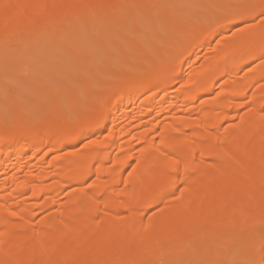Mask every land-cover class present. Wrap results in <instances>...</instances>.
<instances>
[{"label": "bare ground", "instance_id": "bare-ground-1", "mask_svg": "<svg viewBox=\"0 0 264 264\" xmlns=\"http://www.w3.org/2000/svg\"><path fill=\"white\" fill-rule=\"evenodd\" d=\"M157 1L0 0V47L25 36L35 46L43 28L54 34L78 17H121L125 31L117 60L102 57L106 68L85 65L68 79L85 87L70 94L73 104L44 119L13 104L0 116V264H167L196 247L205 255L196 264H213L214 246L223 264L233 240L231 264H264L262 0H225L209 24L176 20L155 32V45L147 31L129 72L112 79L129 65L136 24L125 13L138 6L154 23L170 10ZM203 6L209 15L218 1L196 0L195 10ZM50 140L57 154L44 160Z\"/></svg>", "mask_w": 264, "mask_h": 264}, {"label": "rangeland", "instance_id": "rangeland-1", "mask_svg": "<svg viewBox=\"0 0 264 264\" xmlns=\"http://www.w3.org/2000/svg\"><path fill=\"white\" fill-rule=\"evenodd\" d=\"M217 1H218L217 10L209 15H205L207 9L206 6H203L202 9L199 8L198 10H195L196 0H158L157 2H159V5L161 4L162 7L168 8L170 5L171 8L169 7L170 10L168 16L154 23L149 22L148 14L150 13V11L149 13L145 11L148 13L147 14L144 13V11L140 10L138 6H134L133 8L131 7V10L129 9V12L128 11L126 12L128 14L125 13L126 16L124 17L126 22H131V25L132 22L133 23L135 22L136 24V25L133 24L134 28L133 26L131 27L134 30V31L132 30V32L134 33L133 34L131 33L130 35L132 36L131 39L132 42L130 41L131 46L130 48H126V50L124 51V53L126 52L125 59H127V61L125 62H127V65L128 64L129 65L128 66L126 65L124 66V64L121 65L124 67L123 70H119V74L117 75L118 73L117 72L112 79L118 78L119 75L122 77L123 75H125L124 71H126V73L129 72L128 71L130 69L129 66L131 65L130 61H132L134 56L137 57L138 55L140 56L141 54L140 50L138 51V46H137L138 44L136 42L137 40L142 41L143 39L142 35H144V33L146 34V32L148 31L147 33L153 36V39L151 38V43L152 45H155L157 42V37H156L157 31L168 28L173 22L175 23L176 20H182L183 22H187L188 20L191 19V17H194L195 15H199L202 23L209 24V22L211 23V20L212 22H214L216 19H218V17L219 18L223 17L224 14L221 11L223 10L226 4L225 0H217ZM122 21H123L122 18L118 17L115 23H111L108 17L105 15L100 16L95 21L91 20L90 22L89 21L87 22L83 20L81 17H78L76 22L74 24H71L72 26L70 25L67 27L60 26L58 27V29H56V33L54 34H52L50 28L48 27L43 28L44 30H41L37 41L38 43L35 46L31 47L28 44V41H31V37L25 36V38L22 39L17 37L11 39L12 41L9 47H5V46L0 47V59L6 60L12 57L11 54L15 55L14 58L11 60L12 63L9 64L5 63L0 67V116L2 117L3 114L7 112V109L9 110L10 105L13 104L14 107L12 105L11 106L15 109L16 108L18 109L19 115L22 114L20 116L28 115V117H32V118H35V116L37 118L38 116L44 119L48 115H51L48 114V112L53 108L66 107L69 105V103L73 104L72 101L74 99L72 98V96H70V94L75 90H77L78 92L80 91V89H83L84 91L85 87L80 85V82L70 84L67 82L68 79H71L74 76L77 79H79L78 78L79 74L77 73L78 71L84 69L86 67L85 65H87L90 68L93 65H95L94 66L95 68L96 65L99 62H101V60H103L102 57L110 58L113 61L117 60L118 58L117 56L119 54L117 50L122 46L120 45V41L125 36V31L122 29L123 27ZM107 31L111 33L112 42H113V44L111 46L109 45V47H108L109 39L107 37ZM75 34L81 35V38L74 40L73 37L75 36ZM51 40H53L54 43H50ZM65 45L70 46L71 50L68 48V46ZM7 50L8 51L10 50L9 52L11 54ZM130 50L132 52V54L130 52V55L133 56L127 54V52ZM93 52L96 54L95 56L97 57L99 56L101 59L99 57L98 58L95 57L96 58L95 59ZM37 56L39 57L37 58L36 61L35 57ZM129 56L132 58L130 59ZM113 57L115 58L113 59ZM39 58L40 61H38ZM101 64L103 65L101 66L102 68L103 67L106 68V66H104L102 62ZM126 67L127 70H125ZM97 68L99 69V66ZM35 73L36 74L38 73L40 76H38V80H36L37 82L35 81L34 84L33 81L36 78ZM100 73L102 74V72H98V74ZM27 76H30L31 79L27 78ZM25 78H27L28 80L27 83L25 82L23 84V88L21 90H18V87L20 86L19 82L25 80ZM12 84H14L13 90L10 91V93H7L8 92L7 87ZM48 87L50 88L52 87L54 91L53 94L45 97L44 93L48 89ZM84 92H82V95L79 93V97H78L79 106L78 105L77 106L79 111L81 112L87 111L85 109H82L87 104L86 103L87 98ZM7 94H9L11 98L10 104H8L9 100L7 98ZM72 111H73L72 109L67 111L56 110L53 114L71 116L74 113ZM69 134L73 135L74 131L73 132L70 131ZM101 134L102 133H95V137H98ZM50 141H51L50 143L52 144L49 145V147H47L46 149H44V151L48 152L44 160L50 158L49 156L51 155L57 154V149H55L53 145L54 143H56V141L53 140ZM67 141L69 140H66V142ZM58 142L61 143L60 140H58ZM84 144L85 142L81 141L79 143L69 145L68 149L78 151V149L81 150L84 147ZM60 150L61 148L58 150V153L64 151L63 149H62L63 151ZM236 244L237 242L233 240V242H230L226 246L227 257H228V259L226 260L228 262L226 261L223 264H231L233 260L237 257L238 247ZM179 248H184V246L182 247L181 245L179 246ZM212 251H213L212 256H214L213 264H218V262L223 259L222 250L220 246H217V248L216 246H214ZM203 252L204 251L201 247H196L194 250H189L181 254L178 253L179 255H181V257H179L180 261L179 259L175 263L174 262L171 263L172 261H169L167 262V264H196L197 258L205 257Z\"/></svg>", "mask_w": 264, "mask_h": 264}, {"label": "snow or ice", "instance_id": "snow-or-ice-1", "mask_svg": "<svg viewBox=\"0 0 264 264\" xmlns=\"http://www.w3.org/2000/svg\"><path fill=\"white\" fill-rule=\"evenodd\" d=\"M260 17L264 19V0H262L261 8H260Z\"/></svg>", "mask_w": 264, "mask_h": 264}]
</instances>
